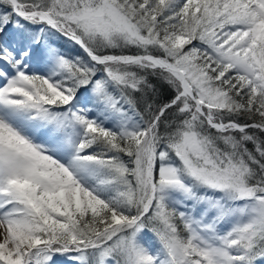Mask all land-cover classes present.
<instances>
[{
    "label": "snow or ice",
    "instance_id": "1",
    "mask_svg": "<svg viewBox=\"0 0 264 264\" xmlns=\"http://www.w3.org/2000/svg\"><path fill=\"white\" fill-rule=\"evenodd\" d=\"M0 264H264V0H0Z\"/></svg>",
    "mask_w": 264,
    "mask_h": 264
}]
</instances>
